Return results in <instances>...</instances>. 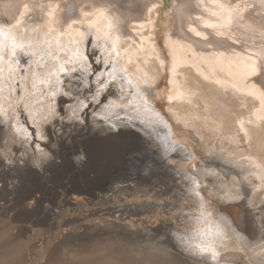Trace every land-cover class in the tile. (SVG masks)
<instances>
[{
	"label": "snow or ice",
	"instance_id": "6c2138e0",
	"mask_svg": "<svg viewBox=\"0 0 264 264\" xmlns=\"http://www.w3.org/2000/svg\"><path fill=\"white\" fill-rule=\"evenodd\" d=\"M158 2L159 0L151 7H137L145 8L151 13ZM172 2L173 0H166L164 6ZM91 6L82 0L81 7L85 10L82 11L81 17L69 18L70 22L65 21L66 28L60 29V35L75 33V38L66 45H62L57 38L55 49L52 48L50 40H45L47 50L40 49L38 41L29 38L27 31L21 33L20 29L24 18L29 15L30 5H24V11L19 13L20 19L12 16L14 23L0 16V19H3V23H0V100L4 105L0 108V123L11 124L16 134L29 140L30 146L35 144L36 148L41 150L44 159L54 158L49 147L51 135L47 129L51 127L56 131L58 122L61 134L66 124L73 129L78 125L79 130L85 134L91 132L95 138L91 153L101 169L123 162L129 168H142L150 172L158 163L155 157L161 150L167 158H171L168 154L176 153L177 147L169 146L168 135H157L156 140H153L148 131L149 128L155 129L157 126L169 129L174 115L158 108L153 96V89L159 87L160 80L167 79V73L171 72L179 78L174 59L171 68L168 67V57L163 55L165 50L168 55H172L179 49L184 52L186 59L193 62L198 60V66L203 69L198 75L203 81H209L211 87L225 91L231 89L236 93L243 92L250 98L253 108L255 101L259 100L261 108L255 115L256 119L264 121V24L260 25L261 31L253 40L252 46L256 49L254 52L248 51L247 39L239 41V49L235 47L237 38L233 35L242 31L247 37L251 31L253 37L257 36L252 30V25L246 23L252 19V12L256 8L255 5H250L248 0H195V3L192 0H177L170 14L175 13L180 27H174L171 34L161 36L164 44L160 52L151 57L154 63L159 62L154 74L151 69H142L131 59L127 66L121 63L120 37L113 36V32L118 31L115 22H104L103 11L98 9L96 12H90L87 9ZM42 7L49 17H53L54 8L50 5ZM259 7L264 9V0H260ZM205 14L207 19L204 18ZM185 17L189 23L187 32L183 29ZM53 23L59 25L58 20H53ZM146 23L151 24V21L146 20ZM143 26L142 24L141 27ZM31 31L36 32L37 29L32 28ZM188 33L194 34L197 39L193 40ZM44 57L54 63L44 62ZM161 69L165 73L163 76ZM21 79L25 82L31 79L33 91H28ZM171 83L169 80L165 87L168 88ZM38 85L43 87L38 88ZM36 92L40 94L38 109L32 106ZM61 97L64 98L63 101ZM168 99L172 100L173 97L169 96ZM62 102L67 104V108L60 107ZM237 119L240 127L236 130V137H229L227 140L229 143H236L238 140V146H242L249 131L254 130H246L245 122L239 117ZM181 123L177 120L173 126L180 128ZM183 123L187 126L186 122ZM249 123H252L251 115ZM259 131L264 137V127ZM128 132L135 133L137 139H126L125 134ZM189 135L191 136V132ZM157 140L160 143H157ZM149 149L151 155L147 154ZM260 150L264 154V140L261 141ZM88 158L89 153L85 151L78 157L85 161ZM224 158L223 149L219 153L209 151L208 158L202 159L204 169L190 170L191 176L182 177L189 196L198 198L199 209L198 213L192 215L190 233L179 236L178 239L189 254L201 258V264H219L221 254L217 251V242L224 238V230L220 223L213 224V213L204 211L205 205L210 201L200 180L202 177L214 176L215 173L209 166ZM242 159L250 165V168H244L239 164L242 171L256 176L255 170L260 168V165L248 157ZM258 179L264 187V168H261ZM255 187L253 185V190ZM215 199L226 200L235 206L238 215L243 217H250L255 210L249 193L240 180L229 185L228 190L224 191L223 195H217ZM259 210L264 213V204L259 206ZM229 227L243 249H260V264H264V244L252 245L251 237L234 220H229ZM261 227L264 228V216L261 217ZM261 240H264V235Z\"/></svg>",
	"mask_w": 264,
	"mask_h": 264
},
{
	"label": "rangeland",
	"instance_id": "374dc122",
	"mask_svg": "<svg viewBox=\"0 0 264 264\" xmlns=\"http://www.w3.org/2000/svg\"><path fill=\"white\" fill-rule=\"evenodd\" d=\"M60 127L58 122L56 131L47 129L54 158L42 173L30 159L6 168V156L18 155L23 147L10 136L8 125L0 123V188L8 187L0 192V264H201L178 239L189 230L188 214L196 212L182 204L190 202L182 200L180 152L164 167L160 151L158 171L143 178L144 169L136 172L123 162L99 168L91 153V132L66 124L61 134ZM125 138L137 139L130 132ZM186 143L198 153L195 140ZM82 151L89 158L77 163ZM210 186L206 190L212 197L219 190ZM227 250L241 251L222 254Z\"/></svg>",
	"mask_w": 264,
	"mask_h": 264
},
{
	"label": "bare ground",
	"instance_id": "6f19581e",
	"mask_svg": "<svg viewBox=\"0 0 264 264\" xmlns=\"http://www.w3.org/2000/svg\"><path fill=\"white\" fill-rule=\"evenodd\" d=\"M176 2L177 0H173L172 4L164 6L166 0H159L157 7L151 13H148L145 8L137 7V5H148L151 7L154 3H157V0H83V3L92 5L87 9L88 11L96 12L98 9L102 10L104 13V22L107 20H113L115 22L118 31H114L113 36L118 35L120 37L122 44L120 48L121 63L127 66L129 59H131L134 63L139 64L142 69H151V73L153 74L159 62L156 61L154 63L151 57H155L164 44L161 36L171 34L174 27L176 29L180 27V22L175 18V13L170 14V10ZM192 2L195 3V0H192ZM81 3L82 0H0V16L14 23L11 20L12 16L14 15L17 19H20L19 13L24 11V5H30L29 15L24 18V23L20 29L21 33L23 34L27 31L29 38H34L38 41L40 49L47 50L48 45L44 43L45 40H50L52 42V48L55 49L57 38H59L62 45L68 44L71 39L75 38V33L60 35V29L66 28L65 21L69 20V18L79 19L81 17L82 11L85 10L81 7ZM248 3L255 5L256 8L252 12V19L246 23L252 25V30L256 32L257 36L253 37L251 31L248 32L247 37L242 31L236 32L233 35L237 38L235 47L239 49V41L247 39L248 51L254 52L256 49L252 46L253 40L258 37L261 31L260 25L264 24V9L259 7L260 0H248ZM13 5L16 7H13ZM48 5L55 9L53 17H49L48 12L42 7ZM196 14L193 13V15ZM93 18L95 19L96 17L94 16ZM204 18H208L207 14H205ZM53 20H58L59 25L53 23ZM146 20H150L151 24L146 23ZM0 23H3V19H0ZM142 24L144 25L143 27H141ZM77 27L80 26L77 25ZM188 27L189 23L185 17L183 23L185 32H187ZM32 28H36L37 31L32 32ZM49 29H53V31L50 32ZM188 35L192 36L193 40L197 39L192 33H188ZM229 43H232V41H229ZM88 50L91 52V48ZM39 55L40 52L38 49V57ZM113 55L115 58V54ZM163 55L168 57L166 63L169 68L172 66L173 59L175 60L179 78L177 79L175 74L171 72L167 73V79L160 80L159 87L153 89V96L158 108L170 111L174 115L169 129L165 130L157 126L155 129L149 128L148 131L155 140L157 135H168L169 146L177 147V152L181 154V160L178 159L179 161L177 163L184 177L192 175V171L190 170L194 171L197 168H205L202 159L206 160L208 158L209 151L219 153L223 149L225 158L217 160L215 164L209 166L215 175L207 178L202 177L200 180V183H204V187L208 189V193L212 190L210 185H214L219 190L212 197L207 195L206 190L205 194L209 200H213L214 204L208 203L204 208L206 213L214 214L213 224L220 223L224 230V238L217 242V251L221 254L219 264H238L239 262H243L244 264L247 262L250 264H260V249L255 247L247 251L243 249L241 243L232 235L229 220L236 221L240 228L245 229L251 237L252 245L264 244V240H261V236L264 235V228L261 227V217L264 216V213L259 210V206L264 204V187L260 185L258 179L261 168H264V154L260 150V144L264 140V137L261 136L259 131L261 127H264V121L256 119L255 115L260 110L261 104L259 100H256L255 107L253 108L251 107L250 98L243 92L236 93L231 89L225 91L211 87L209 81H203L202 77L198 75L199 72L203 71L198 66L199 61L193 62L192 60L186 59L182 50L178 49L172 55H168L167 50H165ZM44 62L54 63L48 60L47 57H44ZM38 71H42V69H38ZM163 75L165 73L161 69V76ZM169 80L172 83L166 88L165 84ZM21 83L28 91H33L31 79L27 82L21 79ZM205 85L209 86L205 87ZM42 87L38 85V88ZM169 96H172L173 99L169 100ZM39 100L40 94L36 92L32 101L34 109L39 108L40 105L37 103ZM3 106V101L0 100V108ZM250 115L252 123H249ZM237 117L245 122L246 130H254L249 131V135L245 137L242 146H238V140L236 143H229L227 140L229 137H236V130L240 127ZM177 120L182 122L180 128L173 126ZM183 122H186L187 126ZM11 123H15V121H11ZM7 125L10 136L16 139V141L20 140L23 148L18 155L15 153L13 156H6V162L4 163L7 166L6 168L12 166L18 167L21 164H26L27 160L30 159L39 171L42 173L45 172L49 162L44 159L41 150L36 148L35 144L30 146L29 140L16 134L11 124ZM178 131L182 132V135H179ZM189 132H191V136ZM221 137L224 139H221ZM188 139L196 141L198 153L188 146L186 143ZM90 140L95 141L93 138ZM90 140L89 142H91ZM36 143H40V141H36ZM91 143L87 145L89 146ZM201 143H203V148H201ZM163 154L165 155V153ZM171 155L173 154L169 156ZM242 157H248L249 160L260 165V168L255 170L257 172L256 176L242 171L239 164H242L244 168H250L248 162L243 160ZM167 160L168 158L163 161L164 167L167 166ZM81 161L77 157L76 162L81 163ZM193 161L199 162L195 164V168L190 169L187 167V163ZM158 166V164L153 166L148 174L151 176L155 174L158 171ZM237 180L243 182V187L248 191L249 198L255 206V210L258 209L260 211L258 216L255 215L254 210L250 217H243L238 215V209L230 205L226 200L218 201L215 199L217 195H223V192L228 190V186ZM182 182L185 185L184 191H186L182 195V200L190 202H182V204L191 209V211L192 209L196 211L189 213L187 216L191 218L188 221L189 230L185 232L186 235L190 233L192 215L198 213L199 201L198 198L189 196L184 180ZM253 185L256 186L255 190H253ZM5 190L8 191V187L6 185L4 187L1 186L0 192H4ZM256 196H258V200L254 204V197ZM235 248L241 249V251L227 250V252L225 251L226 253L222 254L223 250Z\"/></svg>",
	"mask_w": 264,
	"mask_h": 264
},
{
	"label": "water",
	"instance_id": "95a60500",
	"mask_svg": "<svg viewBox=\"0 0 264 264\" xmlns=\"http://www.w3.org/2000/svg\"><path fill=\"white\" fill-rule=\"evenodd\" d=\"M89 49H90V47H89ZM130 133H132V132H130ZM132 134H134L136 137H137V135L135 134V133H132ZM140 136H143V134H140ZM153 140H155V139H153ZM157 143H158V141H156ZM161 153L163 154L164 152H163V150H161ZM172 154H174V153H172ZM170 155V154H169ZM167 158V156L166 155H163V161L165 160ZM127 169H130L129 167H126ZM131 169H133L134 170V168H131ZM139 170V168H135V171L137 172ZM155 170V169H154ZM156 171V170H155ZM148 173H149V171H146V170H142L141 172H140V175L143 177V176H146V175H148Z\"/></svg>",
	"mask_w": 264,
	"mask_h": 264
}]
</instances>
